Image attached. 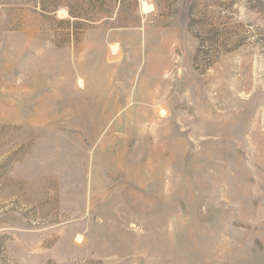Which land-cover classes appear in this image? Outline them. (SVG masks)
<instances>
[{"label":"rangeland","instance_id":"rangeland-1","mask_svg":"<svg viewBox=\"0 0 264 264\" xmlns=\"http://www.w3.org/2000/svg\"><path fill=\"white\" fill-rule=\"evenodd\" d=\"M0 264H264V0H0Z\"/></svg>","mask_w":264,"mask_h":264}]
</instances>
